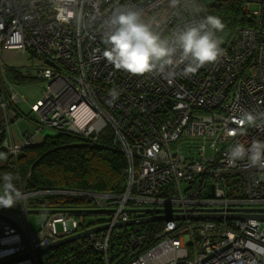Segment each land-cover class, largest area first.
I'll return each mask as SVG.
<instances>
[{
  "label": "built area",
  "instance_id": "1",
  "mask_svg": "<svg viewBox=\"0 0 264 264\" xmlns=\"http://www.w3.org/2000/svg\"><path fill=\"white\" fill-rule=\"evenodd\" d=\"M240 2L251 26L235 29L221 45L225 55L190 76L181 65L169 79L131 76L107 64L105 21L116 7L130 6L169 38L207 15L205 0H197L205 11L195 17L189 0L175 8L169 0H0V166L11 170L44 129L93 140L109 129L126 163L118 191L23 192L25 199L53 195L90 203L41 212L34 231L26 205L19 217L0 208V263L26 255L10 264H35L36 249L104 226L67 245L91 248L104 264H264V219L254 217L264 216V169L247 160L230 166L227 156L236 143L264 141V129L241 130L238 119L244 110L264 113V0ZM8 51L35 59L33 76L42 90L32 103L6 80ZM22 104L32 131L17 143L5 141L12 124L26 120L18 116ZM204 215L218 218H195Z\"/></svg>",
  "mask_w": 264,
  "mask_h": 264
},
{
  "label": "clouds",
  "instance_id": "2",
  "mask_svg": "<svg viewBox=\"0 0 264 264\" xmlns=\"http://www.w3.org/2000/svg\"><path fill=\"white\" fill-rule=\"evenodd\" d=\"M169 3L175 8L180 5V0H169ZM187 7L194 17L205 11L197 0H189ZM225 28V23L218 16L209 14L200 19L194 18L169 38H162L160 32L153 29L152 23L143 19L141 10L118 6L105 21L106 30L101 38L105 45L102 58L114 69L131 76L153 74L174 79L181 65L182 74L190 76L225 55V49L221 47L222 38L217 35L223 33ZM109 95L116 100L120 93L111 89ZM238 119L241 130L247 127L264 129V113L244 110ZM227 156L230 166L247 160L249 167L264 169V141L253 139L248 147L236 143ZM2 158L4 156L0 154ZM16 179L18 177L12 173H4L0 177V208L16 207L25 199L26 194L14 183ZM26 212L28 216L32 210Z\"/></svg>",
  "mask_w": 264,
  "mask_h": 264
},
{
  "label": "trees",
  "instance_id": "3",
  "mask_svg": "<svg viewBox=\"0 0 264 264\" xmlns=\"http://www.w3.org/2000/svg\"><path fill=\"white\" fill-rule=\"evenodd\" d=\"M212 3L207 8V15H216L225 23L224 32L217 34L222 38L221 45H224L235 34L236 28L247 25L246 17L241 10L240 0ZM6 68L7 74L14 70L9 66ZM13 78L10 76L9 80L12 81ZM21 112L18 116L27 120L29 115ZM17 159L16 166L19 170L14 173L9 168L0 166V177L4 173H12L18 177L14 181L17 187L29 174V179L25 180L26 190L61 188L96 193L114 192L122 188L126 169L125 158L121 151L113 147L109 129L102 131L95 140L63 132L47 134L38 145L24 148ZM62 197L66 196H35L26 202L25 208L33 213L50 214L70 203L69 200H77ZM78 205H82L81 201L76 206ZM35 260L36 264H104L97 252L81 245H59L39 253Z\"/></svg>",
  "mask_w": 264,
  "mask_h": 264
},
{
  "label": "rangeland",
  "instance_id": "4",
  "mask_svg": "<svg viewBox=\"0 0 264 264\" xmlns=\"http://www.w3.org/2000/svg\"><path fill=\"white\" fill-rule=\"evenodd\" d=\"M212 1L213 0H205L206 4H210ZM27 57H24L15 51H8V52H5L3 54V61L7 66L14 68L13 71H10L7 74L6 80L10 81L9 77L10 76L14 77L13 80L10 81V84L16 85V83H20V84H17V88H18L19 92L24 96V98L27 100L28 103H32L35 99L40 97L41 90H42L41 89L42 83L35 80V78L33 76L32 68H33V65L35 63L34 57L31 56L30 59ZM29 61H31V62H29ZM10 73H12V74L10 75ZM21 110L22 111L24 110V112L26 113L27 112V106L25 104H22ZM55 133L58 134L59 132L53 131L51 129H44L40 132V135H38V137H41V136H44L47 134L52 135ZM40 142L41 141H37L34 145H31V146L38 145ZM21 152H19L18 155H20ZM18 159H16L15 161H12L10 164L13 166L11 171H13L14 173L19 170V168L16 166V162L18 161ZM27 179H29V174L26 175L24 181L22 180L17 184V187L22 192L31 193L35 190H33V189L26 190L25 180H27ZM19 184H20V188H19ZM49 196H53V195H49ZM55 197H57V196H55ZM30 198H33V196H28L24 201H21L19 203V205H17L16 207L10 208L8 210V213L14 217H19V215H17V214H19L18 211H20L21 205L24 204L27 206L26 202ZM62 198L77 199V200L76 201L69 200L70 203L66 204L65 206H60V209H63V208L72 209V208H78V207H85L86 209H88V207L90 206V203L86 199H80V198H75V197H62ZM80 201H81L82 205L76 206L78 203H80ZM91 208H93V207H91ZM28 219H29V222L32 226V229H38L40 226V221H41V213L40 212H36V213L32 212L31 214H28ZM33 255H34V259H36L37 255H35V254H33ZM35 264H36V260H35Z\"/></svg>",
  "mask_w": 264,
  "mask_h": 264
},
{
  "label": "water",
  "instance_id": "5",
  "mask_svg": "<svg viewBox=\"0 0 264 264\" xmlns=\"http://www.w3.org/2000/svg\"><path fill=\"white\" fill-rule=\"evenodd\" d=\"M220 0H215L213 3H218ZM212 3V4H213ZM208 8L211 7V5L207 6ZM28 212H31V211H28ZM249 217V216H248ZM255 218L257 219H264V216L263 217H260V216H254ZM195 218H204V219H216L218 218V216H211V215H204V216H196ZM228 218H235L233 216L231 217H228ZM162 219V217H159L158 220ZM146 220H134V221H129L127 223H125L124 225L127 226V225H132V224H138V223H142V222H145ZM106 227L104 226H101V227H97V228H93V229H90V230H86L85 232H81V233H78L76 235H73V236H70L68 238H65L63 240H60V241H57V242H54L52 244H49L45 247H42V248H39V249H36L34 251V254H39L43 251H47V250H50V249H53L59 245H63V244H69V243H73L74 241L76 240H79L81 238H84L86 235L92 233V232H96V231H99V230H102V229H105ZM26 255L22 256V257H18V258H13V259H9L7 261H4V262H1L0 264H10V263H13V262H16L18 260H20L21 258H25Z\"/></svg>",
  "mask_w": 264,
  "mask_h": 264
},
{
  "label": "crops",
  "instance_id": "6",
  "mask_svg": "<svg viewBox=\"0 0 264 264\" xmlns=\"http://www.w3.org/2000/svg\"><path fill=\"white\" fill-rule=\"evenodd\" d=\"M9 65V64H8ZM22 111V110H21ZM26 116L24 110L22 111ZM1 114V111H0ZM33 120L27 116V120H19L12 124L10 130L5 134V141L17 143L21 138L25 137L32 131ZM44 136L38 137L37 141H41Z\"/></svg>",
  "mask_w": 264,
  "mask_h": 264
},
{
  "label": "flooded vegetation",
  "instance_id": "7",
  "mask_svg": "<svg viewBox=\"0 0 264 264\" xmlns=\"http://www.w3.org/2000/svg\"><path fill=\"white\" fill-rule=\"evenodd\" d=\"M23 219L25 220V218H23ZM27 221H28V225H29V230L30 231H34L35 229H32V226H31V224L29 222L28 216H27Z\"/></svg>",
  "mask_w": 264,
  "mask_h": 264
}]
</instances>
